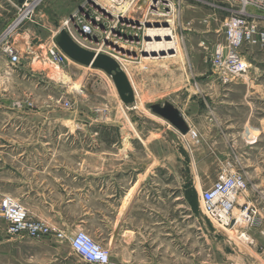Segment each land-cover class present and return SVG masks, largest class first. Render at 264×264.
<instances>
[{
  "label": "crops",
  "instance_id": "0c3cea01",
  "mask_svg": "<svg viewBox=\"0 0 264 264\" xmlns=\"http://www.w3.org/2000/svg\"><path fill=\"white\" fill-rule=\"evenodd\" d=\"M16 5L14 0H0V32L15 18ZM221 31L222 24L212 33ZM204 32L205 40L216 41L209 35L211 30ZM21 37L22 34L14 37L20 56L23 50H30L27 42L21 45L17 40L24 39ZM187 58L185 80L204 77L209 65L207 59L197 60L194 54ZM37 61L45 62L31 56L27 65L21 64L20 59V64L10 66L0 55V76L18 82L26 73H33L32 64ZM46 61L49 62L48 56ZM181 68L176 61L169 70L172 87L161 81L162 71L156 70L155 85L150 82L145 85L143 76V83H138L125 72L133 86L135 102L131 106L134 109L141 97L151 105L168 102L179 111L187 127L198 133L196 144L188 134L180 135L158 117L164 123L162 132L166 134L147 142L172 144L176 160L173 170H10L3 181L11 183L19 192L17 197L29 216L68 237L79 230L86 232L108 250L109 264H197L198 226L201 227L197 193L211 187L224 162L239 161L250 184L245 200L259 199L263 203L264 69L250 72L241 82L228 86H220L213 77L206 76L210 96H219L208 104L195 100L186 85L181 89ZM149 72L152 71L149 69ZM22 95H27V99L16 98L12 105H17L19 110L26 109L25 115L33 116L35 106L29 99L30 92ZM120 110L124 114L128 108L120 107ZM212 111L213 122H208ZM117 118L118 109L103 124L117 128ZM98 124L101 125L99 116ZM32 137L19 135L16 142L31 145L36 142L35 136ZM113 143L111 138L109 146ZM25 159L19 151L18 163ZM0 225L4 226L1 222ZM250 235L255 243L251 252L235 258L223 251L225 264H264V219ZM40 243L47 245L21 252L13 263L87 264L73 255L67 243L63 246L65 242L50 238Z\"/></svg>",
  "mask_w": 264,
  "mask_h": 264
},
{
  "label": "rangeland",
  "instance_id": "374dc122",
  "mask_svg": "<svg viewBox=\"0 0 264 264\" xmlns=\"http://www.w3.org/2000/svg\"><path fill=\"white\" fill-rule=\"evenodd\" d=\"M97 1L107 9L106 0H41L18 30L24 39L17 40L21 45L27 42L26 46L30 48L21 53V64L30 63L31 56H38L45 62L32 64L33 73H26L18 82L0 76V195L10 196L22 204L17 197L19 192L11 183L3 181L5 173L10 170H173L175 165L172 144L147 142L166 133L162 132L164 123L151 112V104L146 103L143 97L136 100L137 109H133L131 105L126 106L121 102L111 79L103 72L70 62L56 68L46 61V50L63 22L67 21V28L73 36L71 40L76 45L112 58L124 73L127 72L138 83H143V76L145 85L149 82L155 85L158 70L164 73L163 80H160L165 86L172 87L169 70L177 61L182 67L181 89L185 85L191 88L198 102L210 104L219 97L218 94L216 97L209 94L206 76L213 77L222 86L210 65H206L204 77L190 81L183 76L184 65L191 54L197 60L204 57L209 60V52L199 46V42L205 40L204 31L211 30L208 34L216 41L221 40L222 31L218 34L212 32L219 29L232 11H237L235 3L226 0H166L160 4L158 12L161 14L157 17L158 12L156 16L151 13L154 12L150 8L152 0H135L125 15L128 21L132 20L128 27L121 23L115 26L112 20L105 21L106 17L101 13ZM167 3L174 6V13L169 17L164 15L169 10ZM107 10L121 14V11ZM147 12L148 17L144 16ZM73 16L91 26L92 32L82 34ZM95 18L102 25L99 30L95 28ZM170 18L174 20L172 28L178 42L176 58L144 60V26L151 21L161 23ZM241 51L249 62V73L264 69V49L246 47ZM28 91L29 99L35 106L33 116L25 115L26 109L19 110L17 105H12L16 98L27 99L22 92ZM65 101L70 104L68 110L63 108ZM120 107L128 110H124L123 114ZM116 109L119 127L110 128L103 123ZM210 114L213 115V111ZM98 116L101 125L98 124ZM19 135L35 136L36 142L31 145L17 143ZM111 138L114 143L109 146ZM262 146L264 151V143ZM19 151L26 157L20 163L17 161ZM197 213L201 224V227L198 226L197 264H225L223 251L235 258L251 252L235 239L233 243L228 242L224 234L218 233L203 220L199 209ZM45 245L27 238L6 237L4 227L0 225V264H14L21 252Z\"/></svg>",
  "mask_w": 264,
  "mask_h": 264
},
{
  "label": "built area",
  "instance_id": "2783aa9c",
  "mask_svg": "<svg viewBox=\"0 0 264 264\" xmlns=\"http://www.w3.org/2000/svg\"><path fill=\"white\" fill-rule=\"evenodd\" d=\"M34 1L25 0L23 4L16 5L15 18L0 32V54L8 60L10 66L20 64L21 56L15 48L14 37L41 0L31 11H28ZM134 1L129 0L130 5ZM163 1L166 2V0H152L151 4L156 6H151L155 15ZM226 1L235 3L237 11H232L231 15L223 21L221 40L210 42V49H208V40L199 42V46L209 52L208 63L213 68L217 80L222 86L237 83V81L247 77L249 62L241 51L243 48L256 47L264 49V0ZM97 5L101 8V13L105 15V21L112 20L115 22V26L121 23L122 26L130 27L129 21L132 20L128 21V17L125 18L127 13L114 15V13L109 12L107 14L103 11V8H106H102L98 1ZM167 7L169 10L164 15L169 17L170 14L174 13V6L167 3ZM76 17L73 16L72 18L79 26L80 32L82 34L91 33V26L86 25L85 21L82 22L80 18ZM99 21L98 18H95V28L97 30L102 26ZM61 29L65 30L73 39L69 28H67V21L62 23ZM95 53H98V51ZM46 54L49 62L56 68L70 62L59 51L54 41L50 43ZM69 107L68 102H63L64 109L68 110ZM132 107L135 108L134 105ZM213 119V115H210L208 122H213ZM187 134L193 143L197 144L199 142L198 133L195 130L189 128ZM249 186L248 176L240 168L239 161L236 159L229 160L222 164L211 187L197 193V202L201 215L210 224L211 228L224 234L228 242L233 243V239H235L250 250L255 246L250 233L264 219V202H260L259 199L245 200V194L248 192ZM0 222L4 225L6 237L27 238L36 242L54 238L59 242L67 243L73 255L87 264H109L108 250L96 243L86 232L79 230L68 237L63 232L53 230L44 221L31 218L26 208L10 196L0 198ZM260 235H263V233L260 232Z\"/></svg>",
  "mask_w": 264,
  "mask_h": 264
},
{
  "label": "water",
  "instance_id": "95a60500",
  "mask_svg": "<svg viewBox=\"0 0 264 264\" xmlns=\"http://www.w3.org/2000/svg\"><path fill=\"white\" fill-rule=\"evenodd\" d=\"M14 1L17 2L18 5H21L25 0ZM54 43L70 62L85 68L101 71L107 75L111 79L124 105L128 106L134 104L135 98L132 86L116 61L106 55L82 49L71 40L63 29L57 32ZM143 55L146 56L145 53ZM149 108L155 116L167 122L180 135L183 136L188 133L189 128L185 124L179 111L172 104L165 102L163 104L151 105Z\"/></svg>",
  "mask_w": 264,
  "mask_h": 264
},
{
  "label": "bare ground",
  "instance_id": "6f19581e",
  "mask_svg": "<svg viewBox=\"0 0 264 264\" xmlns=\"http://www.w3.org/2000/svg\"><path fill=\"white\" fill-rule=\"evenodd\" d=\"M39 1L40 0H35L32 3V5L29 7L28 11L29 10L31 11V9ZM151 5L153 7H156V6H154V4H151ZM106 6H107V9L115 10L118 12L121 11V13H123V14H126L130 10L129 0H106ZM150 8H151V6H150ZM107 9L103 8V11L108 14L109 10H107ZM148 12L144 13V16L148 17V14H149ZM151 13L155 14L154 12H151ZM119 16H123V15H119ZM154 16H156V15H154ZM139 23H141V22H139ZM147 25L148 26H144V28H143L144 40H143L142 47L144 48L143 53L146 54L145 58H143V59L144 60L168 59V58H172V57L177 56V54H178V42H177L176 36L173 33L174 29L172 28L174 25V20L172 18H170L168 21L161 22V23L151 21ZM97 54H99V53H97Z\"/></svg>",
  "mask_w": 264,
  "mask_h": 264
},
{
  "label": "trees",
  "instance_id": "16d2710c",
  "mask_svg": "<svg viewBox=\"0 0 264 264\" xmlns=\"http://www.w3.org/2000/svg\"><path fill=\"white\" fill-rule=\"evenodd\" d=\"M193 194L195 195V193L193 192Z\"/></svg>",
  "mask_w": 264,
  "mask_h": 264
}]
</instances>
